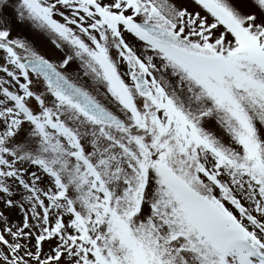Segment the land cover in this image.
Segmentation results:
<instances>
[{"label": "snow or ice", "instance_id": "6c2138e0", "mask_svg": "<svg viewBox=\"0 0 264 264\" xmlns=\"http://www.w3.org/2000/svg\"><path fill=\"white\" fill-rule=\"evenodd\" d=\"M0 264H264V0H0Z\"/></svg>", "mask_w": 264, "mask_h": 264}, {"label": "rangeland", "instance_id": "374dc122", "mask_svg": "<svg viewBox=\"0 0 264 264\" xmlns=\"http://www.w3.org/2000/svg\"><path fill=\"white\" fill-rule=\"evenodd\" d=\"M17 35H19L21 38H27L29 40L32 39L30 31L26 27L16 28L14 26L13 36Z\"/></svg>", "mask_w": 264, "mask_h": 264}]
</instances>
